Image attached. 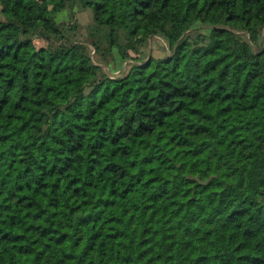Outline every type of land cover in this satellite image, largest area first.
<instances>
[{
    "label": "trees",
    "instance_id": "16d2710c",
    "mask_svg": "<svg viewBox=\"0 0 264 264\" xmlns=\"http://www.w3.org/2000/svg\"><path fill=\"white\" fill-rule=\"evenodd\" d=\"M0 5V264H264V0Z\"/></svg>",
    "mask_w": 264,
    "mask_h": 264
},
{
    "label": "rangeland",
    "instance_id": "374dc122",
    "mask_svg": "<svg viewBox=\"0 0 264 264\" xmlns=\"http://www.w3.org/2000/svg\"><path fill=\"white\" fill-rule=\"evenodd\" d=\"M85 10H87V11H85ZM85 10L72 11L71 9L67 8V9H65V11H62L57 15V20L65 21V22H70V21H72L73 18L74 19L76 18V20L78 22V32H77L76 38L79 40H86L87 34L89 33V31L91 29L90 24L93 23V12H92V10L89 8H87ZM73 13H75L74 17H73ZM2 17H3V14H2L1 5H0V18H2ZM204 32H207V28H204ZM34 41L37 44V46H41L45 43V41H43V39L41 40L39 38H35ZM146 51L150 52L151 55H153L154 57H157V58L158 57H164V56L169 54V48L167 46L166 41L163 38L158 37V36H155V37L150 39L149 44L146 48ZM128 63L130 64V61ZM123 66H124V64H123ZM110 72L113 73L112 70H110ZM115 72H116V70H115ZM115 72H114V74H115Z\"/></svg>",
    "mask_w": 264,
    "mask_h": 264
},
{
    "label": "crops",
    "instance_id": "0c3cea01",
    "mask_svg": "<svg viewBox=\"0 0 264 264\" xmlns=\"http://www.w3.org/2000/svg\"><path fill=\"white\" fill-rule=\"evenodd\" d=\"M63 11H65V10H63ZM85 11H87V10H85ZM128 62L129 61H127L126 63H124V66L122 67V70H126V69H128L130 67V64Z\"/></svg>",
    "mask_w": 264,
    "mask_h": 264
},
{
    "label": "built area",
    "instance_id": "2783aa9c",
    "mask_svg": "<svg viewBox=\"0 0 264 264\" xmlns=\"http://www.w3.org/2000/svg\"><path fill=\"white\" fill-rule=\"evenodd\" d=\"M113 73H111V75H113V76H119V75H121V71L120 70H116V72H115V70L114 71H112ZM114 72H115V74H114Z\"/></svg>",
    "mask_w": 264,
    "mask_h": 264
}]
</instances>
